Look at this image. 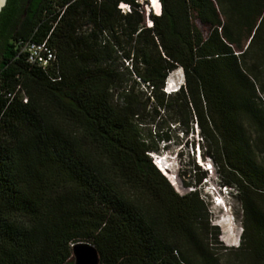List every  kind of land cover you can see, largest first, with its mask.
<instances>
[{"label":"trees","instance_id":"trees-1","mask_svg":"<svg viewBox=\"0 0 264 264\" xmlns=\"http://www.w3.org/2000/svg\"><path fill=\"white\" fill-rule=\"evenodd\" d=\"M143 1L7 0L2 9L0 264H74L79 242L95 246L100 264H222L219 253L232 251L239 264H264V0H158L152 27ZM47 36L54 65L18 55V40ZM179 67L185 85L166 94ZM162 110L186 137L197 125L218 183L232 189L236 248L219 240L194 158L191 180L180 172L194 188L185 195L153 163L150 153L176 144L182 164V149L195 147L143 133Z\"/></svg>","mask_w":264,"mask_h":264},{"label":"built area","instance_id":"built-area-1","mask_svg":"<svg viewBox=\"0 0 264 264\" xmlns=\"http://www.w3.org/2000/svg\"><path fill=\"white\" fill-rule=\"evenodd\" d=\"M147 1V0H146ZM159 4V1H158ZM149 6V7H148ZM118 8L123 12H129L130 11V6L126 3L120 2L118 4ZM148 9V11L146 10ZM152 5H144V1L141 3V14L143 16V26L144 27H150L152 26V20L150 19V14L155 13V15L160 14V4L159 7L154 8ZM154 11V12H153ZM147 12V14H146ZM148 16L150 21L148 22ZM147 17V19H146ZM147 21V23L145 22ZM48 36L46 39L42 41H36L32 39H20L16 42V48L18 50V55H23L25 58V61L32 65V66H37L42 68L43 70H46L49 66L54 65V63L57 62V55L55 50L49 46L47 42ZM172 85L169 84L168 87H166V91L170 92L172 90ZM8 97L12 98L11 94H7ZM194 129L197 131L196 134V140H195V147L192 150L193 154L195 153V161L196 163L200 166V168L206 173L205 178L203 179V184H204V190H208L212 194V204L216 206H224L225 199L224 196L228 195L232 189L230 187L222 186L218 183V172H217V167L212 160L211 157L203 155V149L201 147V136L199 135V129L196 124H194ZM194 131V133H195ZM193 133V134H194ZM165 161L163 157H160L159 155H153V162L155 165L160 166L161 162ZM181 165V164H180ZM179 165V167H180ZM178 167L177 173H175V177L178 179L180 182V185L183 188V192L178 193L177 190L173 187V184L171 183L172 187L174 188L175 192L178 193L179 195H185L192 191L194 188L191 186H185L183 182V178L180 174V169ZM224 200V202L221 201ZM222 202V203H220ZM225 214L228 215L229 210L225 208Z\"/></svg>","mask_w":264,"mask_h":264},{"label":"rangeland","instance_id":"rangeland-1","mask_svg":"<svg viewBox=\"0 0 264 264\" xmlns=\"http://www.w3.org/2000/svg\"><path fill=\"white\" fill-rule=\"evenodd\" d=\"M154 3L156 4L157 8L159 7L158 4V0H147L144 1V5H152L154 8H156V6H154ZM154 8H152V10H154ZM154 12V11H153ZM155 14V13H154ZM148 22L150 21L149 16H148ZM196 25H198V27L203 31L204 34H206V28L202 27L198 22L194 21ZM152 27V26H150ZM127 64L125 63V66ZM176 71L172 72L169 76V78H175L176 77ZM144 94H146V91L142 85L139 86ZM148 95V94H147ZM261 96V95H260ZM143 97V96H142ZM264 100V97L261 96ZM144 99V97H143ZM147 111L150 112V106L147 107ZM146 123L144 125H142V129H143V133L148 136L149 133L151 132L152 134H154L155 132H157L159 129L162 132H168L171 134L172 138L176 141H180L181 144H184L187 140L188 142H190V138L193 139H197L196 138V134L197 131H195V133L193 134V136L191 134H189L187 137L185 135L182 134V132H180L181 130H179L178 124H171L170 122H172V115L169 114L168 112H164L163 110L161 111V116H155L153 115V117H146ZM174 127H176L175 129H173ZM202 144V143H201ZM180 147L176 144H173L170 149L171 151H176L178 150ZM182 150H184L183 154V163L180 165L179 169L180 172H182V170L184 169L186 171V177L188 180H191V178L189 177L188 174V170L189 168H191V163L193 158L195 159V153L193 154L190 146L188 145L187 147H184ZM171 153V157H173L175 155L176 152H174L172 154ZM196 162V161H195ZM184 164V165H183ZM225 202L228 206V215H225V212L223 210V208L219 205L216 206L214 204H212L211 207V211H212V223L215 225H218L220 228V236H219V240L222 242V244L231 249V248H236L239 244V240L236 241V245H229L227 243V241L225 240L226 235H225V223L223 222L224 219H226L227 221H230L231 224H233L235 230H236V234H240L241 230H242V225H241V213H240V209H239V205L238 202L236 201L235 197L233 195H231L230 193L228 195L224 196ZM230 215V216H229ZM229 216V217H228ZM231 217V218H230ZM230 219V220H229ZM223 229V230H222ZM224 238V239H223ZM238 239V238H237ZM238 242V243H237ZM218 259L219 262L222 264H239V260L237 258V256L235 255V253L232 252H223V253H219L218 255ZM75 264V263H74Z\"/></svg>","mask_w":264,"mask_h":264},{"label":"clouds","instance_id":"clouds-1","mask_svg":"<svg viewBox=\"0 0 264 264\" xmlns=\"http://www.w3.org/2000/svg\"><path fill=\"white\" fill-rule=\"evenodd\" d=\"M174 71H176V73H177V74H176V77L170 79L169 76H170V74L172 73V72H171V73L169 74V76H168L166 82H165L164 87H163V90H164V92H165L166 94H171V93H173V92H177V91H179V90L181 89L182 86L185 85V74H184L183 69H182L181 67H179V68H177V69L174 70ZM174 71H173V72H174ZM169 84L172 85V87H171L172 90H171L170 92H167V91H166V87H168ZM169 152H172V154H173L174 152H176V153H175V155H174L173 157H171V153H169ZM178 152H179V149L176 150V151H174V150L171 151V149H166V150H162L160 153H150V156H151L152 160H153V155H159L160 157H163L164 160H165V164H164V165L168 166V164H172L174 170H175L176 173H177V171H178V167H179V165L181 164V162H180V156L178 155ZM153 163H154V162H153ZM156 167L161 171V173H162L164 176H166V175L164 174V172H163V170H162V168H161L160 166H157V165H156ZM166 177H167V176H166ZM204 192H205V194L208 195L209 200L211 201L212 194H211L208 190H204ZM230 194L233 195V191H230ZM211 202H212V201H211ZM226 205H227V204L224 203V206H221V207L223 208L224 212L226 211L225 208L228 209V206H226ZM211 207H212V205H211ZM240 234H241V233H240ZM240 234H238V240H239V238H240Z\"/></svg>","mask_w":264,"mask_h":264},{"label":"water","instance_id":"water-1","mask_svg":"<svg viewBox=\"0 0 264 264\" xmlns=\"http://www.w3.org/2000/svg\"><path fill=\"white\" fill-rule=\"evenodd\" d=\"M7 0H0V13ZM75 264H100L99 254L95 246L89 242H79L73 246Z\"/></svg>","mask_w":264,"mask_h":264},{"label":"bare ground","instance_id":"bare-ground-1","mask_svg":"<svg viewBox=\"0 0 264 264\" xmlns=\"http://www.w3.org/2000/svg\"><path fill=\"white\" fill-rule=\"evenodd\" d=\"M154 6H156L155 3H154ZM146 10L148 11L147 8H146ZM156 10H157V6H156ZM146 14H147V12H146ZM146 19H147V17H146ZM145 22L147 23V21H145ZM164 164H165V161H162L160 167L162 168L164 174L170 179L171 183L173 184V187L177 190L178 193L181 194V192H183V188L180 185V182L178 181V179L175 177L176 171L174 170L173 165L172 164H168V166H166ZM221 201L224 202V200H222V199H221ZM222 202H220V203H222ZM223 222L225 223V226H226V229H225V235H226L225 238L226 239L225 240L227 241V243L229 245H236V241L238 240L237 239L238 238V234H236V230H235L233 224H231L230 221H227L226 219H224Z\"/></svg>","mask_w":264,"mask_h":264}]
</instances>
